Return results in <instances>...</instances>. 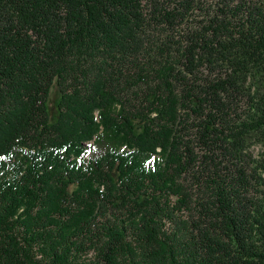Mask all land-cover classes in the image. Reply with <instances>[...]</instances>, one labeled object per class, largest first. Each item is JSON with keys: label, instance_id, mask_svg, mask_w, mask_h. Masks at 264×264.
I'll list each match as a JSON object with an SVG mask.
<instances>
[{"label": "trees", "instance_id": "16d2710c", "mask_svg": "<svg viewBox=\"0 0 264 264\" xmlns=\"http://www.w3.org/2000/svg\"><path fill=\"white\" fill-rule=\"evenodd\" d=\"M251 162L264 182V0H0V264H264Z\"/></svg>", "mask_w": 264, "mask_h": 264}, {"label": "rangeland", "instance_id": "374dc122", "mask_svg": "<svg viewBox=\"0 0 264 264\" xmlns=\"http://www.w3.org/2000/svg\"><path fill=\"white\" fill-rule=\"evenodd\" d=\"M201 2L204 1L207 2L208 7H210L213 4L214 0H200ZM204 8V7H203ZM199 14H201L199 11H194V13H190V15H188L185 19L182 20V23H180L179 26H176L173 30H171L172 34H174V36L176 38H178V40L183 41L185 35V32L187 30H189V28L193 25H195L200 19L201 16H199ZM145 56V55H142ZM181 74H186L188 77L187 79L192 80V81H197L199 79H202L204 77V71L201 70L200 74H197L195 76L193 75H189V73L186 72V70H184V68H182L181 66L179 67ZM139 71L136 68V65H132L129 64L128 66L125 67L123 74H124V78L123 79H128L129 78H135L136 74H138ZM184 78V77H183ZM186 78V77H185ZM123 79L121 80V82L123 83ZM175 86L180 89L182 87V84L180 82H175ZM143 90H145L142 87ZM49 109L51 111H55L56 109V104H57V100H58V91L55 85L52 86L51 88V92L49 95ZM189 127H183V138L186 140H192V145L194 147V151L199 154L200 150L199 148H197L195 141L193 138L194 136V129H192V125L189 122ZM262 144L261 143H254L250 148H249V153L251 155V158H255L257 159L260 154H261V150H262ZM200 155V154H199ZM227 164V163H226ZM228 165V164H227ZM253 163L251 162V164H244V170L245 173L247 174V178L249 180V186L247 187V190L244 192L245 196L247 198H253L255 196H259L260 195V191H264V182H262L260 179H258V182H256V173L253 170ZM253 176V177H251ZM264 178V173H262L261 175ZM183 180V179H182ZM196 184V185H195ZM201 183H197L195 180H192V178L190 177V173L188 175L184 176V185L185 188L189 191L190 194H188V196L190 197V202H189V211L188 210H181V211H176L175 214L176 216L180 219V220H185L188 221V224H191L193 221H195L196 216L198 214V207H197V203L201 202L203 199L207 198V191H205V187H204V183L199 187ZM205 192V195H204ZM204 195L203 199H201V197ZM171 199V198H170ZM172 201L174 199H171ZM172 206L173 203L171 204ZM175 211V210H174ZM166 225L164 226L165 230H171L174 228V224L172 222H165ZM95 252L94 250H90L86 256H84L85 258H90L93 259Z\"/></svg>", "mask_w": 264, "mask_h": 264}]
</instances>
